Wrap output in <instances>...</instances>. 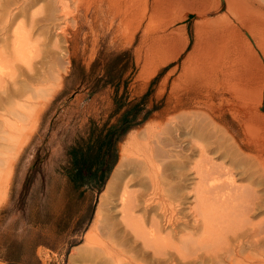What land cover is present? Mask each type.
Masks as SVG:
<instances>
[{
    "label": "bare ground",
    "instance_id": "1",
    "mask_svg": "<svg viewBox=\"0 0 264 264\" xmlns=\"http://www.w3.org/2000/svg\"><path fill=\"white\" fill-rule=\"evenodd\" d=\"M185 1L196 16L212 6L209 0ZM69 3L0 0V183L5 177L10 181L43 105L62 83L79 26ZM118 3L104 16L111 26L121 20L119 8H124ZM225 3L224 26L216 19L197 23L192 56L178 83L173 81L180 90L172 95L171 89L161 111L120 144L95 211L98 251L88 248L85 254L77 247L72 258L85 255L98 264H264V135L247 125L245 139L238 140L225 121L231 101L247 105L246 84L231 88L236 84L231 64L257 60L258 50L264 56V0ZM236 23L258 50L249 45V55L232 63L230 39L240 31Z\"/></svg>",
    "mask_w": 264,
    "mask_h": 264
},
{
    "label": "rangeland",
    "instance_id": "2",
    "mask_svg": "<svg viewBox=\"0 0 264 264\" xmlns=\"http://www.w3.org/2000/svg\"><path fill=\"white\" fill-rule=\"evenodd\" d=\"M104 1L68 0V11L70 8L79 16L78 33L73 34L72 18L69 23L77 43L70 41L62 83L43 105L35 130L17 155L10 181L5 177L0 183V264H98L85 255L71 256L77 247H83L85 254L98 251L95 211L119 159L120 144L161 111L171 89L172 95L180 90L173 81L178 83L182 65L192 56L197 23L216 19L215 24L222 20L224 26L228 21L225 0L220 5L209 0L215 5L205 9L203 16H196L184 0ZM115 3L124 9L119 8V24L116 19L111 26L104 16ZM236 25L240 31H231L230 40L237 42L231 41V55L235 54L231 61L236 56L246 58L249 45L257 49L249 33ZM258 53L257 60H247L249 64H231V78L236 80L231 88L242 89L243 84L248 88L243 86L247 105L240 107L241 102L231 101L225 118L231 123L229 132L238 140L245 139L247 125L264 135V56ZM82 159L101 164L96 174L81 175L88 181L85 186L74 180L78 178L77 162ZM101 174L105 178L99 185Z\"/></svg>",
    "mask_w": 264,
    "mask_h": 264
},
{
    "label": "trees",
    "instance_id": "3",
    "mask_svg": "<svg viewBox=\"0 0 264 264\" xmlns=\"http://www.w3.org/2000/svg\"><path fill=\"white\" fill-rule=\"evenodd\" d=\"M129 127L130 126L124 127L122 129L121 133H124ZM100 166H101V164H99V163H95V162L89 163V162H86L84 159H82L80 162H77L76 175L78 173V175H77L78 178L74 177L75 183H77V185H82V186L84 185L85 186L88 183V181H86L80 177H82L84 174H87V175L88 174H90V175L96 174L100 170ZM104 178H105V175H102V174L98 177V184L99 185L103 184Z\"/></svg>",
    "mask_w": 264,
    "mask_h": 264
}]
</instances>
